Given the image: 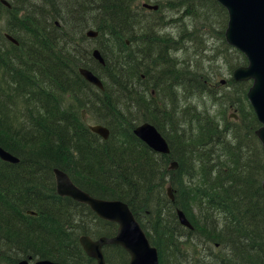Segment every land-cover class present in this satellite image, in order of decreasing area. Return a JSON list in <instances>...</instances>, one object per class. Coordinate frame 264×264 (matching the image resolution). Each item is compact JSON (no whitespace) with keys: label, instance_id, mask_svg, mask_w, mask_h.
<instances>
[{"label":"trees","instance_id":"1","mask_svg":"<svg viewBox=\"0 0 264 264\" xmlns=\"http://www.w3.org/2000/svg\"><path fill=\"white\" fill-rule=\"evenodd\" d=\"M142 1L159 5L152 14L169 7L182 16L226 13L214 0ZM11 4L0 28V146L20 161H0V232L5 236L0 264L25 258L96 264L79 237L115 234V223L56 193L53 168L92 196L125 202L156 247L159 264H264V152L255 135L260 123L246 98L251 82L229 78V94L216 95L198 59L193 64L194 59L172 57L171 50L180 45L200 55L202 48L192 39L184 45L157 34L155 40L138 42L147 54L144 62L130 59L131 27L141 7L134 0ZM124 22L131 25L121 34L117 28ZM108 28L117 58L103 44ZM89 29L97 37L88 38ZM3 32L18 45L5 40ZM221 45L213 59L230 49L222 38ZM94 48L104 65L92 58ZM235 51V64L227 61L231 69L247 62ZM80 65L102 79V90L79 75ZM210 91L217 102L233 98L238 120L203 103L177 105V92L203 101L201 93ZM82 108L88 119L109 128L107 140L88 129ZM145 121L166 139L169 153L153 151L133 134ZM172 161L175 169L169 168ZM178 209L191 229L179 222ZM103 255L106 264L129 262L119 245L103 246ZM6 259L10 263H3Z\"/></svg>","mask_w":264,"mask_h":264},{"label":"water","instance_id":"2","mask_svg":"<svg viewBox=\"0 0 264 264\" xmlns=\"http://www.w3.org/2000/svg\"><path fill=\"white\" fill-rule=\"evenodd\" d=\"M221 4L228 13L225 40L240 50L247 58V64L234 69L233 78L236 81L251 80L247 91V99L260 122L255 131L264 150V0H215ZM1 2L6 3L5 0ZM145 6H148L145 4ZM156 8V6H153ZM98 34L95 30L86 32L90 38ZM13 43L18 44L12 36H7ZM95 58L103 61L98 49L92 52ZM85 79L100 89H103L101 80L91 71L80 69ZM237 118L236 115H233ZM91 129L104 138L108 136V129L102 125L91 126ZM133 133L152 150L166 154L169 146L166 139L157 128L144 122L133 129ZM0 158L5 161L17 162V158L0 146ZM171 168H176L172 162ZM264 173V165H263ZM56 192L61 196L70 197L80 203L86 204L101 219L117 224L115 235L111 237L99 236L95 239L88 235L79 238L80 245L86 255L93 257L96 264H106L103 256V246L115 244L121 246L129 255L128 264H159L157 249L151 245L145 231L140 226L128 205L115 199H103L90 195L76 186L67 173L54 169ZM264 189V181L262 184ZM171 199L173 195L168 187ZM181 224L191 228V224L181 210L177 211ZM16 264H67L49 259H40L31 262L24 259Z\"/></svg>","mask_w":264,"mask_h":264},{"label":"rangeland","instance_id":"3","mask_svg":"<svg viewBox=\"0 0 264 264\" xmlns=\"http://www.w3.org/2000/svg\"><path fill=\"white\" fill-rule=\"evenodd\" d=\"M174 2V0H172ZM175 2H178V0H175ZM140 6V5H139ZM182 8V7H181ZM173 11V10H172ZM170 11V12H172ZM181 11V10H180ZM146 13H148V10H145ZM169 12V13H170ZM168 14V12H166ZM171 17H178L177 22L174 24L167 25V27H160V32L169 34V37L172 38L174 41H177L179 43H187L188 39H192L194 42H198V47L202 48V53L200 55H197L195 53H192L191 51H188L183 45H180L177 47V49H172V57L173 55H176L178 57V60H188L190 63L191 59H194L196 63V60L198 62L199 66H205L206 68L202 67L200 69L201 73H203L206 81V85L209 86L216 95L218 94H229V78H232L233 76V70L234 68H230V65H234L237 60V54L234 50V48L228 49L225 47V57L224 55L217 56V58L213 59V56L216 55L219 52V47L223 46L221 45V38L225 41V29L227 27L226 24V18L227 14L223 17L220 15V10H218L216 16L214 11H209L207 13L201 12L198 16H190V15H183L181 12H172ZM3 16V17H2ZM169 17L165 18V21H169ZM201 19V20H200ZM207 19V22H206ZM161 23V22H160ZM160 23H157L159 25ZM5 24V17L4 12H0V28H2ZM213 24V26L211 25ZM197 31L200 32L199 36L197 37ZM197 37V39H196ZM193 42V45H194ZM188 47V46H187ZM199 48V49H200ZM189 49V47H188ZM213 59V62H212ZM230 61L227 63V61ZM237 68V67H236ZM235 68V69H236ZM178 94V106H183V102L186 101L187 103H203L206 107H212L217 113V115H223L226 114L227 117L230 119L238 120V118H232L229 114L235 112V110L232 108L230 103L232 102L233 98L227 97L222 102H217L213 100L212 92H206L201 93L203 95V98H205L203 101L198 99L199 95H191L192 99H195L192 101L189 98L188 94H183L182 92H177ZM164 99L167 101L166 94H163ZM169 102V101H167ZM225 106V107H224ZM256 135V134H255ZM257 137V136H256ZM258 139V137H257ZM259 140V139H258ZM260 142V141H259Z\"/></svg>","mask_w":264,"mask_h":264},{"label":"bare ground","instance_id":"4","mask_svg":"<svg viewBox=\"0 0 264 264\" xmlns=\"http://www.w3.org/2000/svg\"><path fill=\"white\" fill-rule=\"evenodd\" d=\"M6 1V3H3V2H1V0H0V12L2 13V12H4L5 13V11H4V9H11L12 8V4H11V1L12 0H5ZM23 3H24V1H22L21 3H20V5H23ZM134 4H139L141 7H140V11H139V15H138V17H137V19L136 20H134L133 21V25H132V27H131V30H132V36H133V45H131L130 46V51H131V57H130V59H135V60H139V62H144L145 60H146V58H147V54L144 52V47H143V45H141L140 43H138L139 41H141V40H143V41H152V40H155L154 38H152L153 36H156L157 34L158 35H162V36H164V37H167V38H170L169 37V34H166V33H162V32H160V27L162 26V27H167V25H170V24H174L175 22H177V20H178V18H179V16L178 17H176V18H174V17H171V15L172 14H170V13H172V12H181L179 9L178 10H176V9H174V8H163L162 10H161V13L159 12L158 14H152V12H154V11H158L159 10V5L158 4H156V3H151V2H147V1H142V0H134ZM145 4L146 5H148V6H145ZM153 6H156V8H153ZM145 10H148V13H146L145 12ZM173 10V11H172ZM170 11H172V12H170ZM166 12H168V14H166ZM170 12V13H169ZM156 17H159L160 19L159 20H157V21H154V19L156 18ZM167 17H169L170 19H169V21H165V18H167ZM161 22V23H160ZM157 23H160L158 26H157ZM56 24H58V22L56 21ZM149 24L151 25V26H149ZM131 25V23H123V24H121V25H118V32H121V34L122 33H124V30L126 29V28H128L129 26ZM90 30H94V29H89V30H87V31H90ZM86 31V32H87ZM96 31V30H95ZM106 34H105V37H104V39H103V44H104V46H106V50H107V52L109 53V55L111 56V57H116L117 58V55L116 54H118L119 55V51L115 54V53H113L111 50H115V47H114V44H113V38L111 37V31H110V29L108 28V30L105 32ZM3 36H4V38H5V40H7L8 42H10V43H12V41L7 37V36H10V33H8V32H3ZM87 36V35H86ZM88 37V36H87ZM97 37V36H96ZM88 38H90V37H88ZM95 38V37H94ZM94 38H90V39H94ZM13 44V43H12ZM126 44L127 45H129L130 44V41L128 40V39H126ZM94 49H98V48H94ZM93 49V50H94ZM93 50H92V52H93ZM99 50V49H98ZM92 58L94 59V60H96L98 63H100L101 65H104V63H105V61H104V58L102 57V55H101V58H102V60L103 61H100L98 58H95L94 56H93V54H92ZM121 61V60H120ZM122 62H126V61H122ZM80 69H87V70H89V71H91L92 73H94V74H96L92 69H90L89 67H87V66H83V65H80L79 67H78V73H79V75L86 81V82H88L89 84H91L92 85V83L91 82H89L87 79H85L84 77H83V75L80 73ZM97 75V74H96ZM2 90L0 89V99L2 98ZM81 119H82V121L84 122V123H86V125H87V127H88V129L92 132V133H94V134H96L97 136H99L102 140H107L108 139V137H109V134H110V130H109V128L106 126V125H104V124H102V123H97L96 121H93V120H91V119H88V117H87V112H86V109L85 108H82L81 109ZM95 125H102V126H104V127H106L107 129H108V136L106 137V138H104L103 136H101L100 134H98V133H96L95 131H93L92 129H91V126H95ZM4 149V148H3ZM5 151H7V152H9L10 154H12L14 157H16L18 160H17V162H10V161H5V160H3V159H1L0 158V161H2V162H8V163H12V164H15V163H18L19 161H20V158L18 157V156H16L15 154H13V153H11L10 151H8V150H6V149H4ZM54 169H59V168H53V175H54ZM59 170H61V169H59ZM63 171V170H62ZM54 179H55V175H54ZM55 191H56V188H55ZM57 193V192H56ZM58 194V193H57ZM59 195V194H58ZM59 196H61V195H59ZM74 200V199H73ZM74 201H76V200H74ZM78 202V201H77ZM27 214H34V215H36V212H34V211H32V210H28L27 212H26ZM4 238H5V236H4V234L2 233V232H0V244L3 242V240H4ZM0 250L1 251H3V248L2 247H0ZM25 259H28V258H25ZM21 260H24V259H20V260H18L17 261V263L19 262V261H21ZM40 260V259H39ZM3 263H10L7 259L5 260V261H3ZM106 263V262H105Z\"/></svg>","mask_w":264,"mask_h":264}]
</instances>
